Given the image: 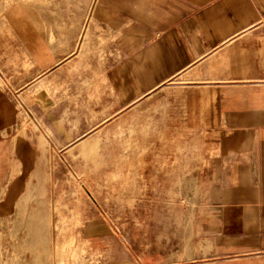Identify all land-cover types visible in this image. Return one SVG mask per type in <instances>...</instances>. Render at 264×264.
<instances>
[{"label": "crops", "instance_id": "obj_1", "mask_svg": "<svg viewBox=\"0 0 264 264\" xmlns=\"http://www.w3.org/2000/svg\"><path fill=\"white\" fill-rule=\"evenodd\" d=\"M8 9L0 69L35 119L0 90V186L5 174L26 188L50 150L139 122L168 97L186 124L214 135L205 195L180 228L172 213H154L153 228L132 217L123 231L141 262L112 239L109 264H264V0H97L87 41L81 14L50 0ZM99 230H88L92 240Z\"/></svg>", "mask_w": 264, "mask_h": 264}, {"label": "rangeland", "instance_id": "obj_2", "mask_svg": "<svg viewBox=\"0 0 264 264\" xmlns=\"http://www.w3.org/2000/svg\"><path fill=\"white\" fill-rule=\"evenodd\" d=\"M50 2L62 5L67 16L81 14L87 41L90 11L97 0ZM10 4L42 10L47 0H0V17ZM0 90L12 96L21 119H35L1 69ZM165 100L139 122L83 141L91 142L85 152L79 149L83 142L62 153L50 150L43 158L45 170L31 173L26 188L11 187V178L4 180L3 174L0 264H109L106 251L112 239L141 262L123 224L136 225L132 217L141 213L149 219L140 222L153 228L154 213H172L182 227L186 220L180 218L194 212L205 195L200 170L207 162L206 151L214 154L216 141L205 127L186 124L184 110L176 112L168 97ZM30 185L36 189L32 203L19 202ZM93 226L101 227L104 235L92 240L88 230ZM147 234L152 243V231Z\"/></svg>", "mask_w": 264, "mask_h": 264}, {"label": "bare ground", "instance_id": "obj_3", "mask_svg": "<svg viewBox=\"0 0 264 264\" xmlns=\"http://www.w3.org/2000/svg\"><path fill=\"white\" fill-rule=\"evenodd\" d=\"M33 215H34V214H33ZM33 215H32V216H33ZM37 216H38V215H37ZM37 219H38V218L36 217V219H35L36 222H37ZM37 223H38V222H37ZM36 228H37V227H36ZM31 234H32V233H31ZM34 235H35V234H34ZM40 235H41V234H40ZM40 235H39V241L42 239V237H40ZM32 236H33V235H32ZM41 236H42V235H41ZM40 238H41V239H40ZM29 240L31 241V239H29ZM34 245H35V244H34ZM31 246H32V244H31Z\"/></svg>", "mask_w": 264, "mask_h": 264}]
</instances>
